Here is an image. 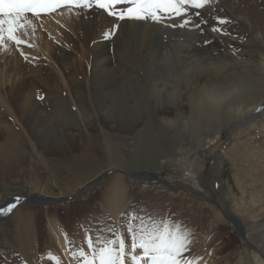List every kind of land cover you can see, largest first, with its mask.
Instances as JSON below:
<instances>
[{
    "label": "rangeland",
    "instance_id": "1",
    "mask_svg": "<svg viewBox=\"0 0 264 264\" xmlns=\"http://www.w3.org/2000/svg\"><path fill=\"white\" fill-rule=\"evenodd\" d=\"M172 1H176L175 5L180 6L181 11L186 10L194 24L189 30L182 22L173 27L180 25L176 32L162 31L171 40L170 43L158 42L159 49L150 46L156 53L162 44L166 47L167 42L169 45L175 41L176 36H171L173 33L189 38L188 34L192 35V29H195L197 39L182 50L183 62L191 66L196 61L197 66L204 65L205 68L221 65L220 71L212 70L209 77L202 79V84L226 86L261 74L264 0H154L151 1L153 4L150 2L148 14H158ZM91 2L71 0L67 6L52 10L51 0H43L40 4L43 9L36 13L31 11V15L43 18L69 6L81 10ZM139 4L145 2L135 0L134 7ZM254 5L258 8L252 11ZM139 14L141 16L131 21L146 23L147 14ZM113 15L118 23L122 22L119 18L124 19L123 11ZM167 15L170 14L165 13L163 20ZM63 31L64 28L59 29V32ZM111 31L108 35L114 38L118 29ZM6 32L2 33L1 40H10L23 49H39L41 58L35 54L38 60L35 63L26 59H21L22 63L1 62L0 73L5 78V87L8 89L11 84L7 80L31 76L28 84L39 86L35 92L36 100L49 112L57 110L55 104H47L52 98L43 82H47L50 75L48 68L57 74L55 79L60 78L57 71L60 67L42 62L45 55L41 50L44 43L49 42L52 46L60 41L40 24L31 31L22 28L17 34ZM61 42L76 58L75 67L83 73L80 79L90 76L87 53L75 50L80 48L77 44L74 49ZM17 54L26 58L20 50ZM131 68H134V75L139 74L136 79L150 82L144 66L142 72L134 66ZM138 90L135 87L132 95L124 98V102L131 105L126 110L112 107L108 111L110 100L101 98V92L96 91L85 93L84 102L88 105L83 111L77 112L75 102L69 101L65 109L70 121L68 131L81 134L74 144H57L56 150L49 149L44 143L45 137H39L40 144H36L32 129L18 124L20 110L17 106L13 105L12 110L0 107V113L6 115L0 123L21 125L29 150L27 154L17 156L16 163L9 168L2 169L0 164V203H10L13 198L22 199L33 193L49 198L48 202H18L2 216L0 264H117L122 259L130 264L262 263L256 261L255 255L264 260L261 254H264V98L248 115L235 121L225 120L219 136L213 139L218 135L219 125L215 122L209 127L197 122L187 103L189 100L183 95L180 99L176 96L177 103L172 104L158 101L152 94L140 95L139 102L145 107L139 119L134 107ZM67 99L70 100L69 96ZM149 111L152 118L148 117ZM6 138V133L0 134V144H4ZM203 138L206 141L200 142ZM5 144L9 145V142ZM145 171L155 172L156 176H145ZM121 175L128 188V203L118 223L105 207L104 192ZM86 184L89 187L79 191ZM251 195H254L253 199ZM69 196L71 198H65ZM210 198L223 200L225 212L228 215L233 212L243 220L251 232L249 240ZM54 199L59 200L51 202ZM20 212L35 227V243L30 254L20 244L21 239L26 238L25 225L19 221ZM50 221L61 224L66 237L65 248L50 231ZM255 246L260 248L256 250Z\"/></svg>",
    "mask_w": 264,
    "mask_h": 264
},
{
    "label": "bare ground",
    "instance_id": "2",
    "mask_svg": "<svg viewBox=\"0 0 264 264\" xmlns=\"http://www.w3.org/2000/svg\"><path fill=\"white\" fill-rule=\"evenodd\" d=\"M91 1L92 2L87 8L77 10L75 7L70 8L69 6V8L57 10L56 13L44 16L43 18L39 16H32V12H29V14L16 13L0 15V63H22V61H20L21 59H26L27 62L35 63L38 61V56L41 58L39 49L33 50L27 47L23 49L21 46L14 44L10 40H1V35L4 31H7L6 33L9 35L11 34L10 32H15L14 34H17L20 33L19 31H21L22 28L31 31L34 28H37L40 24L42 27H45L47 31L52 34V36L56 37L55 40L60 41L53 43L52 46H49L48 40L47 45L44 43L42 46L43 49H40L45 55L43 56L42 62H48V64L52 66L53 64H58L60 67V69L57 70L60 78L55 79L54 75L57 74H55L51 68H48L47 71H50V75L47 77V82H43L45 90L49 91L48 94L52 98L47 104H55L58 108L57 110L49 112L46 109V106L40 104L36 100L35 92L39 86H32L28 84L31 76L27 78L19 77L16 78V81L7 80L9 83L11 82V84H9V88L7 89L4 85L5 78H3V74L0 73V107L12 110L13 105L17 106V109L20 110L19 113L21 118H19L18 121L20 123L18 124H21V127L27 128L29 126V128L32 129V134L36 144H40L39 137L46 138L44 143L47 144L51 150H56L58 148L57 144H74L81 133L68 131L70 121L67 119L68 116L65 114V109L68 108L69 101L70 103L72 101V103L75 102V109L77 108V112L83 111L86 105H88L84 102L85 93H94V91L97 93L101 92V98L104 97L110 100V105L107 106L108 111H110L112 107H114V109L119 108L122 110V107L125 109L128 106H131L124 102V98L132 95V91L135 87L139 88L138 92L135 94L134 100L136 103H134V107H136L139 119L142 118L144 112L143 107H145V105L141 106L139 102L140 95L146 96V94H152L158 101L164 100L167 104L177 103L176 96L180 99L183 95V98L187 101L189 100L187 103L194 111L193 117L196 118L197 122L204 123L205 126L207 125L209 127H213L215 122L219 125L218 130H216L218 135H216L213 139L219 136L222 124L225 120L235 121L238 117L243 115L245 116L250 112H253L260 105L262 99L264 98V60L262 65L259 67L261 74L255 77L251 75L236 83L220 86L212 83L202 84V79L209 77L212 70H216V72L220 71V63L218 65L214 64L205 68L204 65H202L203 67L197 66L196 61L191 66H187L185 61L183 62L184 59L182 60V50L185 47H190L193 41L197 39V32L195 29H192V35L191 33L188 34L189 38L184 37L185 34L181 35L173 33L171 36H176L175 41L169 45L167 42L166 47L162 44L159 53H156L155 49L150 48V46L154 45L156 49H159V45H157L158 42L171 40L169 37H165L162 31L176 32L179 30L180 25L175 29L173 27L177 24H182V22L185 24L183 25L186 26V29L189 30V26H191L194 22L191 20L192 18L189 19L187 17L186 10L183 12L181 11L182 8L180 9V6L175 5L176 1L170 2L166 8L154 16H150L148 14V8L152 6L153 3L151 1L154 0H142L145 4L140 5V2V4L136 7H134L135 0ZM150 2L152 4H150ZM257 8L258 6L254 5L252 11H255ZM42 9V6L39 5L35 10H33V12L36 13ZM119 10L124 12V19L119 18L122 20L121 23H118L112 18H116L113 13L119 12ZM168 10H170V12ZM139 12H145L147 14L149 19L146 23L139 24L138 22L131 21L132 19L134 20L135 18L141 16ZM165 13L170 15H167L163 20ZM171 20L174 22H171ZM161 23L164 25H160ZM167 25L168 27H165ZM60 28H64V31L59 32ZM111 29H118L114 38L108 35V32L111 31ZM183 37L185 39H183ZM61 41L71 45L74 49L77 44L80 48L75 50L87 53V57L91 65V71L89 73L90 76L84 75L85 78L83 77L80 79L82 72L81 69L78 67L77 69L75 67L77 60L76 58L74 59L73 55L67 51V48ZM148 49H150V53H147ZM18 50H20L21 53H25L26 58L18 55ZM35 54L36 56L38 55L37 58ZM128 62L129 65L127 64ZM38 63H41V61ZM132 66L139 68L140 71L142 66H144V71L148 74L150 82H148V80L144 81L143 79H136L135 76L139 74H133L134 68H131ZM215 68H218V70ZM151 81L153 82L151 83ZM162 90H164V94H156L157 92L161 93ZM117 94L119 97H117ZM67 96H69L70 100L67 99ZM164 115L165 114H163V116ZM151 116V112L149 111L148 117ZM5 117V113L1 112L0 120H3L2 118ZM18 124L13 122H6L5 124L0 123V134L6 133L7 140L5 139V143L9 142V145H6L5 143L0 144V164H2V169L9 168L13 165V163H16L15 161L17 156L25 155V153L27 154L29 151L28 142L24 139L23 132ZM129 127L130 126H127V128ZM64 128L65 131L63 132ZM56 130H58V132L60 130L62 133L57 132V134H55ZM107 132L109 131L107 130ZM202 141L205 142L206 138L200 140V142ZM143 175L156 176V173L152 171H145ZM136 176L137 175H135L134 178H136ZM86 188H88L87 184L79 191H83ZM127 190V185L121 175L115 178L112 181L111 186L104 192V198L106 199V203L104 201L105 207L115 216L118 223H120L121 213L128 203ZM34 195L36 194H28V197H34ZM253 196L254 195H251L250 198L253 199ZM255 197L257 196L255 195ZM212 201H214L216 205L219 208H222L225 212L223 207L225 206V203L223 200L219 202L216 199H212ZM5 204L6 203L1 205L4 206ZM20 213L19 221L24 223V227L26 229L24 230L26 231V238L24 241L21 239L20 244L26 249V252L30 254L35 243V227L32 223H30V220H28L26 215L22 212ZM230 215L232 218L234 217L233 219H235V222L243 228L244 233L247 234L246 237L249 240L251 232L248 230L247 225L242 219L239 220V217H237L233 212L230 213ZM3 217H0V220ZM49 224L50 231L59 242V245H62V247L65 248L66 237L62 233L61 224L55 221H50ZM254 248L258 250L260 246H255ZM261 254L264 256L263 253ZM258 257L259 255L256 254V261H261V264H264V260L261 258L258 259ZM126 262V260L122 259L121 262L117 264H130ZM151 262L153 261L151 260Z\"/></svg>",
    "mask_w": 264,
    "mask_h": 264
},
{
    "label": "water",
    "instance_id": "3",
    "mask_svg": "<svg viewBox=\"0 0 264 264\" xmlns=\"http://www.w3.org/2000/svg\"><path fill=\"white\" fill-rule=\"evenodd\" d=\"M131 176H133V175H131ZM88 186V185H87ZM89 187V186H88ZM66 199H68V198H71L70 196L69 197H65ZM15 200H20V201H15ZM24 200H28V201H32V202H48L49 201V198L48 197H45V196H43V195H38V194H36V195H34V197L33 196H27V197H25V198H22V199H20V198H16V199H11V201H10V203H6L4 206H0V217H2V216H4L9 210H11L12 209V206H14L16 203H18V202H24ZM59 200V199H58ZM57 199H54V200H51V202H57L58 201ZM15 201V202H14ZM227 214V213H226ZM227 216H229L230 217V219L231 220H233L234 221V223L237 225V227H238V229L240 230V231H242V233H244V230H243V228L241 227V226H239L236 222H235V219H233L230 215H228L227 214Z\"/></svg>",
    "mask_w": 264,
    "mask_h": 264
}]
</instances>
